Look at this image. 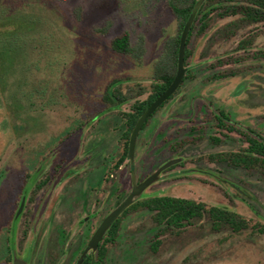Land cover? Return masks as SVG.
Here are the masks:
<instances>
[{"label":"rangeland","instance_id":"rangeland-1","mask_svg":"<svg viewBox=\"0 0 264 264\" xmlns=\"http://www.w3.org/2000/svg\"><path fill=\"white\" fill-rule=\"evenodd\" d=\"M167 1L0 0V264H12L13 249L18 258L33 261L30 251L46 235L48 248L55 244L77 252L88 234V227L75 229L89 213L86 208L97 202L99 221L129 195L128 160L106 178L122 152V113L148 96L154 64L165 40L175 33ZM107 22L108 32L99 33ZM124 31L133 42L143 39L140 63L112 50L111 40ZM249 35H256L249 54L264 51V24L213 15L206 33L193 35L186 62L191 78L137 137L136 182L171 159L167 150L172 142L205 138L174 154L181 165L166 171L139 200L190 199L264 224V176L206 160L244 144L234 135L235 142L215 147L207 139L214 130H187L203 125L205 110L191 125L184 124L190 116L182 114L202 98L209 99L235 123L264 136V62L219 67L216 61L219 57L230 63L224 54L231 55ZM232 69L238 70L237 76L211 81L213 73ZM115 81L114 88L129 100L111 106L104 93ZM15 123L17 135L11 129ZM22 203L20 220H15ZM12 221L19 222L18 227L12 224L15 239L8 249L6 228ZM156 232L150 213H130L115 244H107L105 264H264V236L214 232L207 218L179 235L163 236L154 251Z\"/></svg>","mask_w":264,"mask_h":264},{"label":"trees","instance_id":"trees-1","mask_svg":"<svg viewBox=\"0 0 264 264\" xmlns=\"http://www.w3.org/2000/svg\"><path fill=\"white\" fill-rule=\"evenodd\" d=\"M197 1L198 0L167 1V9L176 22L175 33L165 40L162 54L154 64L151 75L152 83L148 96L144 100H135L131 105V109L127 113H122V118L125 123V131L122 135V152L118 160L109 170L106 180L110 175L116 172L125 161L128 160L127 153L130 134L138 118L172 83L177 72L180 34ZM79 11L80 9H77L76 13L80 14ZM213 15H216L220 19L237 18L238 22L246 25L264 24V0H205L203 2L197 12L187 38L184 57L185 75L181 85L175 94L172 95L162 106H160L155 113L159 112L166 104L173 100L185 81L191 78L189 76L190 69L187 68L186 65L189 54V44L194 34L203 35L206 33ZM110 24V22H107L103 28L98 29L97 31L99 33L106 34ZM234 24L236 23L233 21L231 25L233 26ZM231 25H227V27ZM255 37L256 35H249L247 38L240 40L236 47L230 51L231 55L229 52L224 54V56H228L231 62H223L218 57L216 60L217 65L219 67H223L228 64H231L232 66H242L247 60L252 63H263L264 51H256L251 55L249 54V51L254 44ZM110 45L113 51L121 55L131 57L136 63H140L145 54L143 39L139 38L138 41L133 42L129 31H124L120 35L114 37L111 40ZM213 68L214 65L211 69ZM237 71L238 70L232 69L228 73H213L211 81H217L228 77L233 78L237 76ZM115 83L116 81L110 83L104 93V99L109 101V103H112L111 99L118 90L114 88ZM109 91L110 96L108 95ZM116 95L119 98V105H122L129 100L126 96H122L119 91ZM112 105L113 104H111V106ZM179 114L182 115L181 113ZM196 115L197 114L192 113L189 120H187L184 124H196V121H194L197 117ZM211 116L212 117L208 120L203 121L204 124L211 123V126H191L188 127V132L191 133L194 131L204 130L205 128H209V130L216 129L214 130L215 133L207 137L211 145L216 147L227 141L235 142L236 139L233 137L235 135L238 138L237 141L244 144L245 147L236 151L210 154L206 157V160L209 163H225L232 168L242 169L245 171L258 170L264 176V136L254 129H244L239 127L223 111H216L212 113ZM193 117L195 118L193 119ZM148 121L144 124L140 132L144 131ZM11 129L15 135L18 134L17 123H15L14 127H11ZM204 138L205 137L203 135L197 137H186L177 144L172 142L174 140H167V142H172L171 145H169V147L172 148L171 153L170 151H168V153L175 154L180 148H184L190 144H195ZM138 211L150 213L154 227L157 229V232L154 235L155 239L152 244V250L154 251H156L157 247L161 245L163 236L167 234L179 235L196 224H199L203 218H207L209 220L210 227L214 232L227 230L230 234L238 236L248 231L252 235L264 236V224L245 219L226 207H211L199 201L183 198L167 196L151 197L136 201V203L130 206L112 225L100 246L103 263L107 255V244H115L122 220L130 213ZM13 241L14 238L10 240L11 245ZM11 245L8 246V249H10ZM7 262H11L10 256L7 257ZM85 264H88V262Z\"/></svg>","mask_w":264,"mask_h":264},{"label":"water","instance_id":"water-1","mask_svg":"<svg viewBox=\"0 0 264 264\" xmlns=\"http://www.w3.org/2000/svg\"><path fill=\"white\" fill-rule=\"evenodd\" d=\"M205 0H198L195 4L190 16L188 17L182 31L180 34V43H179V52H178V64H177V72L169 87L161 93L156 100L143 112V114L138 118L134 128L131 131L130 139H129V146H128V153L127 159L129 164L133 165L134 157H135V149H136V141L137 137L144 126V124L149 120V118L155 113V111L162 106L175 92L181 85V82L185 75V66H184V57H185V49H186V42L190 32V29L193 25L197 12L199 11L200 7L202 6ZM182 161L181 158L170 160L165 162L161 165L153 174L148 176L144 181L141 183H136L134 173H131V182H132V189L130 194L125 198V200L116 207L112 212H110L102 221L100 226L97 228L93 236L91 237L86 250L84 251L83 255L81 256L80 260L77 264H82V261L87 254L88 251H92L93 253L96 251L99 242L102 240L106 232L110 229V227L116 222V220L137 200H139L143 193L154 183L159 180L161 173L168 168L180 163ZM23 203L20 205L19 210L16 213L15 220H18V217L22 211ZM12 264H26L24 260L18 258L13 253Z\"/></svg>","mask_w":264,"mask_h":264},{"label":"flooded vegetation","instance_id":"flooded-vegetation-1","mask_svg":"<svg viewBox=\"0 0 264 264\" xmlns=\"http://www.w3.org/2000/svg\"><path fill=\"white\" fill-rule=\"evenodd\" d=\"M116 95V93H115ZM114 97H112L111 99V102L112 103H109V101L106 100V103L107 104H115V103H119V98L117 97V95ZM167 105V104H166ZM165 105V106H166ZM164 106V107H165ZM163 107V108H164ZM191 107V106H190ZM162 108V109H163ZM161 109V110H162ZM160 110V111H161ZM202 110H205L204 113H206V120H208L209 118H211V114L216 112V111H223L225 114H227L230 118H231V115L229 112L225 111L224 109H221V108H217L212 102H210L209 99H205V98H202V101L200 104H197V105H192L191 108H189V110L186 112V110H183L182 111V114L184 115H191L192 113H195L197 114L196 116V119H198L200 113L202 112ZM159 113V112H158ZM179 113V112H177ZM178 115V114H177ZM177 115H174V114H171L169 115L170 117H174V116H177ZM232 119V118H231ZM233 121V120H232ZM234 122V121H233ZM235 123V122H234ZM203 125H208V124H211V123H203ZM237 124L239 127H241L238 123H235ZM211 126V125H210ZM243 128V127H242ZM245 129V128H244ZM216 130V129H214ZM257 131V130H256ZM259 132V131H258ZM260 133V132H259ZM181 141V140H180ZM179 143V141H175L174 144H177ZM224 144V143H223ZM171 145V144H170ZM222 145V144H221ZM220 145V146H221ZM216 147H219V146H216ZM182 149V148H180ZM179 149V150H180ZM171 150L172 148H168L167 151H170L171 153ZM178 150V151H179ZM166 151V152H167ZM177 151V152H178ZM176 152V153H177ZM230 152V151H228ZM175 153V154H176ZM215 154H219V153H215ZM172 155L171 156V159L170 160H174V159H178V158H174V154H170ZM209 156V155H208ZM207 156V157H208ZM168 160V161H170ZM222 164H225V163H222ZM181 165V163H178L170 168H168L167 170L163 171L159 177V180L161 178V176L166 172V171H169L171 170L173 167H176V166H179ZM228 165V164H226ZM161 166V165H160ZM159 166V167H160ZM158 167V168H159ZM157 168V169H158ZM155 169V171L157 170ZM129 171H130V175L131 173H134L135 175V172H136V168H135V160H134V163L131 167V165L129 164ZM154 171V172H155ZM153 172V173H154ZM152 173V174H153ZM113 175H110L109 177H112ZM150 176V175H149ZM146 178V177H145ZM135 180H136V175H135ZM145 180V179H143ZM158 180V181H159ZM142 181L140 182H136L137 184L138 183H141ZM130 185H131V189H132V182H131V176H130ZM94 190V189H93ZM97 191H95L96 193ZM131 192V190H130ZM130 194V193H129ZM97 203V202H96ZM96 203L94 206H91V207H87L86 209L89 211L88 214L84 215L83 217H81L79 219V221L77 222L76 224V227L75 229L80 232L82 229H84L85 227L87 228L88 227V234L86 236V238L83 240V246L81 249H79L77 252H75V250L72 251V249H70V247L66 248V249H60L59 247L56 248V245L53 244L52 246L50 245L49 248H48V243H47V235L43 237L41 241V243L39 244L38 248L36 250H31L30 251V255L33 256L34 254V260L29 262V261H25L26 264H77V262L80 260L81 256L83 255L84 251L86 250L87 246H88V243L91 239V237L93 236V234L95 233V231L97 230V228L100 226V224L102 223V221L104 220L105 217H102L99 221H96L95 219L98 218V216L100 215L99 214V209L96 207ZM120 205V204H119ZM118 207V206H117ZM212 207V206H211ZM218 207H224V206H218ZM111 211H109L108 213H110ZM107 213V214H108ZM119 219V218H118ZM117 219V220H118ZM18 220H20V216L18 217ZM116 220V221H117ZM13 222H15L17 224V227H18V222L19 221H12L11 223V226L10 228H6V231L7 233L9 234V240H8V244L10 245V240L12 239V233H11V229H12V224ZM31 222V221H30ZM112 227V226H111ZM110 227V229H111ZM109 229V230H110ZM108 230V231H109ZM16 231H17V228H16ZM108 231L106 232V234L104 235V237L102 238V240L99 242L98 244V247L96 249V251L93 253L91 250L87 252V254L85 255L83 261H82V264H85L88 262V264H105V260L107 258V255H108V250H107V255H106V258L104 260V263H103V260L101 258V251H100V246L102 244V241L103 239L105 238V236L107 235ZM119 234V233H118ZM15 237V236H14ZM13 237V238H14ZM118 237V236H117ZM15 239V238H14ZM117 240V238H116ZM12 250V249H11ZM12 253H15V249L12 250Z\"/></svg>","mask_w":264,"mask_h":264}]
</instances>
